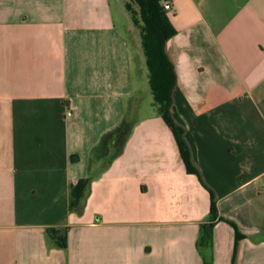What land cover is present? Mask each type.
I'll use <instances>...</instances> for the list:
<instances>
[{
	"label": "crops",
	"instance_id": "1",
	"mask_svg": "<svg viewBox=\"0 0 264 264\" xmlns=\"http://www.w3.org/2000/svg\"><path fill=\"white\" fill-rule=\"evenodd\" d=\"M166 1L172 114L227 221L210 227L131 17L112 0H0V264H233L237 230V264H264V0Z\"/></svg>",
	"mask_w": 264,
	"mask_h": 264
},
{
	"label": "trees",
	"instance_id": "2",
	"mask_svg": "<svg viewBox=\"0 0 264 264\" xmlns=\"http://www.w3.org/2000/svg\"><path fill=\"white\" fill-rule=\"evenodd\" d=\"M121 1H125V9L131 14L132 20L140 29V47L148 70L149 88L159 108L160 115L175 136L187 172L197 176L203 186L210 192V227H213L216 221H227L219 215L217 197L213 190L205 184L200 171L194 163L190 146L186 140L184 127L172 114L173 92L178 78L174 64L168 54L167 43L177 34V31L168 16L169 11L164 7V0ZM91 180V177L82 179L72 188L71 210H79L81 208ZM49 232L61 247H65L64 237H59L57 235L58 232L55 230H50ZM243 237L237 230L233 264H237L239 242ZM211 239V231L204 227L200 235V245L205 246L209 244Z\"/></svg>",
	"mask_w": 264,
	"mask_h": 264
},
{
	"label": "rangeland",
	"instance_id": "3",
	"mask_svg": "<svg viewBox=\"0 0 264 264\" xmlns=\"http://www.w3.org/2000/svg\"><path fill=\"white\" fill-rule=\"evenodd\" d=\"M122 4L119 2V0H112V7L114 10V13L116 14V19L118 23H125V20H129L131 17V24H132V30L136 32V35L138 37V40L140 41V29L137 24L134 23L132 20L131 14L125 9V1H121ZM136 8V7H135ZM137 9V8H136ZM122 11L124 16H120V12Z\"/></svg>",
	"mask_w": 264,
	"mask_h": 264
},
{
	"label": "built area",
	"instance_id": "4",
	"mask_svg": "<svg viewBox=\"0 0 264 264\" xmlns=\"http://www.w3.org/2000/svg\"><path fill=\"white\" fill-rule=\"evenodd\" d=\"M164 7H165V9H166L167 11L172 10V6H171V4H170L169 2H167V1L164 3ZM66 116H67V117H72V116H73V112H72L71 110H67V112H66Z\"/></svg>",
	"mask_w": 264,
	"mask_h": 264
}]
</instances>
